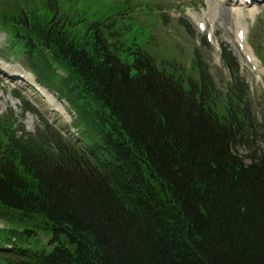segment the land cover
I'll use <instances>...</instances> for the list:
<instances>
[{
	"label": "trees",
	"instance_id": "obj_1",
	"mask_svg": "<svg viewBox=\"0 0 264 264\" xmlns=\"http://www.w3.org/2000/svg\"><path fill=\"white\" fill-rule=\"evenodd\" d=\"M64 15L51 0L0 15L92 150L44 118L19 136L0 117V264H264V111L236 58L223 48L229 76L215 82L195 49L197 82L107 17L69 28Z\"/></svg>",
	"mask_w": 264,
	"mask_h": 264
},
{
	"label": "rangeland",
	"instance_id": "obj_2",
	"mask_svg": "<svg viewBox=\"0 0 264 264\" xmlns=\"http://www.w3.org/2000/svg\"><path fill=\"white\" fill-rule=\"evenodd\" d=\"M18 1L24 3L26 9L31 10L41 6L46 0ZM150 1L161 6V9L153 8V11H147L145 3L148 0H58V4L59 6L67 5V16L74 21L77 19L76 12L80 9L87 11L89 18L94 20L103 19L109 15L114 4L123 5L126 11L132 12V18L126 13L119 15L117 17L119 26L115 32H119L121 28L124 32L123 40L130 36L137 37L142 47L156 59L158 64L168 61L173 66H177L178 69L175 72L182 70L185 75L192 74L194 49L200 46L202 37L206 35L211 41L212 49L206 46L201 47V53L203 59L208 62L211 72L216 71V66L220 64L219 48L223 46L231 50L241 64V73L250 87L257 112L259 111L258 115L260 111H264V5H253L239 11L241 18L238 24L242 26L240 31H244L245 36L239 41L237 37L239 29L236 27L238 20L234 15L236 11L232 10L233 6L223 5L221 0H163L164 3H159L157 0ZM130 7H134V11L128 10ZM180 19L192 24L191 30L194 36L189 35L180 25ZM199 23H204L206 30L200 29ZM257 29H259V37L255 42L260 45L258 50L253 46L254 41L250 40V34ZM245 39L248 47L243 48ZM8 45L6 34L0 32V57L3 53L8 57L5 59L11 63L22 61L24 69L29 70L24 58L20 57L17 60L13 55L6 54L5 49ZM248 54L251 56L254 54L252 63L248 59ZM120 57L123 60H130L126 53H121ZM192 76L195 77V74ZM13 82L15 81H10L0 74V116L7 117L9 122L17 118L18 124H21L27 132L34 134L40 128V119L30 113L23 117L22 103L13 93L15 88ZM26 95L42 111L47 121L66 135V129L69 128L73 116L67 111L65 105L62 108L59 105L61 109L54 111L55 106L50 105L47 95L42 97L31 92H26ZM41 101L47 102L50 110ZM65 104L68 106L67 103ZM70 131L75 135L73 130ZM257 150L259 152L264 150V142H258ZM238 153L247 163L250 162L248 157L250 152L247 149L238 147Z\"/></svg>",
	"mask_w": 264,
	"mask_h": 264
},
{
	"label": "bare ground",
	"instance_id": "obj_3",
	"mask_svg": "<svg viewBox=\"0 0 264 264\" xmlns=\"http://www.w3.org/2000/svg\"><path fill=\"white\" fill-rule=\"evenodd\" d=\"M235 17H236V19L238 20V22H237V24L236 25H238V23L240 22V13H238V12H235ZM246 48V47H245Z\"/></svg>",
	"mask_w": 264,
	"mask_h": 264
}]
</instances>
